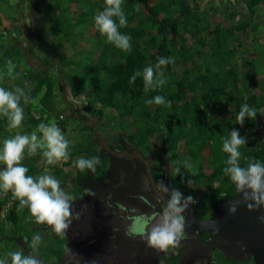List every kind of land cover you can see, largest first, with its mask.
Returning a JSON list of instances; mask_svg holds the SVG:
<instances>
[{
	"label": "trees",
	"instance_id": "obj_1",
	"mask_svg": "<svg viewBox=\"0 0 264 264\" xmlns=\"http://www.w3.org/2000/svg\"><path fill=\"white\" fill-rule=\"evenodd\" d=\"M29 5L33 8L35 4L30 2ZM73 5L79 8V14L73 13ZM260 6L264 7V0H245L250 15L248 19L234 20L239 11L237 6H230L228 19L234 21L215 24L204 8L200 5L197 7L194 1L157 0L152 4L147 0H122L121 7L127 24L118 30L131 37L130 49L116 48L98 32L95 49L87 52L85 59H76L64 42L68 38L73 40L78 26L93 22L94 15L103 10L104 0L45 2L38 11L42 17L39 29L28 35L27 48H23L14 38L4 41V33L0 30V73L7 71V59L13 61L16 65L14 72L18 73L13 77L0 76V87L14 90L19 86L36 100V103H32L31 99L22 97L25 118L21 123L33 131L37 130L39 123H50L54 117L67 138L70 127L81 131V138L70 143L69 159L64 163L73 164L75 172H65L60 164L47 165L38 149L40 158H43L42 164H37L39 157L36 154L26 156L21 162L28 169L26 175H39L47 167L61 187L65 184V177H73L76 186L74 193L89 190L98 197L109 195L118 201L128 199L134 205H139L141 210H148L150 207L145 201L151 204L154 201L153 197L149 199L143 195L142 179L144 176L149 178L145 162L139 156L115 154L107 150L100 143L93 123L91 128L86 123L89 117H93L112 149L140 151L144 157L153 147L152 139L160 138L164 132L170 153L167 161L176 171L180 170V175L171 172L172 185L175 188L183 186V190L189 192L193 199L200 200L201 206L212 211L219 202L234 197V183L224 173L228 154L222 151V142L229 137L230 131L237 128L242 136L247 137L246 144L240 146L241 166H246L253 158L264 161V139L257 133L259 119H264V77L259 79L255 61L246 56L248 50L243 52V59L249 71L241 72L237 67L238 48L244 44V33L251 30L258 36L260 26L264 25V22L259 23L255 19ZM210 9L214 13H226L224 7L215 2H212ZM23 27L24 24L15 25L10 35L14 31L22 34ZM191 35L193 42H190ZM30 56L36 57L39 65L32 64ZM160 56L173 59V63L161 66L166 82L146 92L142 70L146 65L154 66ZM176 57L184 65L181 70L174 68ZM133 73H137V78L130 82ZM25 81L32 86L25 85ZM67 86L73 100L81 104V107H77L72 101L59 100L66 102V109L70 107L68 110L72 112L73 123L68 121V115L64 112L66 109L62 110L56 99L57 96H66ZM155 95H162L170 104L146 105L145 100ZM243 103L257 109L258 113L251 119L245 118L243 125H240L236 115ZM107 126L115 132L123 131L133 148L127 149L126 143L118 140V134H111L110 129V132L103 131ZM10 130L6 120L0 118V138L26 131L23 126L12 129L13 133ZM37 135L40 136L38 130ZM197 145L205 146L204 150L208 151L209 171L203 161L204 151ZM182 146L186 158H181ZM81 156L99 158L95 172L87 169L81 171L75 167L74 160ZM148 160L154 179H161L163 168L159 165L153 167L150 158ZM185 160L192 162L191 170L181 167ZM216 181H219L217 187ZM4 194L13 200L7 211L3 210L7 203ZM17 204L11 191L0 193V222H8L13 234L25 231L28 239L22 240L25 246L22 252L36 253L44 264H57L64 256L65 236L56 235L55 244L50 246H44L45 241H40L38 247L33 249L31 237L36 232L42 237L43 232L25 228L21 220L28 210L25 207L18 211ZM21 238L24 239V235ZM13 240L17 251L18 242ZM10 245H6L5 249L8 250ZM0 246V249L3 248V245ZM2 253L0 256H3ZM180 255L168 264H181L178 261ZM217 259L218 264H254L251 253L241 259L220 251Z\"/></svg>",
	"mask_w": 264,
	"mask_h": 264
},
{
	"label": "clouds",
	"instance_id": "obj_2",
	"mask_svg": "<svg viewBox=\"0 0 264 264\" xmlns=\"http://www.w3.org/2000/svg\"><path fill=\"white\" fill-rule=\"evenodd\" d=\"M121 5L122 0H104V8L94 15L93 22L106 42L118 49L129 50L131 37L118 30L127 24V17ZM171 63H173L172 57L160 56L154 66L146 65L143 68L141 75L146 92L165 84L161 66ZM5 67L7 71L0 73V76L18 75L14 72L16 65L11 59L5 61ZM136 78L137 73H133L130 82H134ZM22 97L36 103L35 98L30 97L29 92L24 88L17 86L14 90H10L0 87V118L6 120V126L10 129L20 127L25 118L21 105ZM145 104L167 106L170 101L162 95H155L151 99H146ZM257 113V109L243 103L236 115L237 123L243 125L245 118L256 117ZM37 130L40 133L39 137ZM37 130L23 134L17 132L0 140V193L11 191L12 198L18 201V211L26 207L36 224L51 225L58 236H65L74 218L70 194L61 187L55 175L50 174L49 168H44L42 173L36 176L26 175L28 169L21 161L25 155H35L38 149L41 150L40 154L45 158L47 165L67 161L70 155V141L59 127L50 123H39ZM246 142L247 137L242 136L237 128H233L229 137L223 140L222 151L228 154L224 173L234 183L250 209L264 208V161L253 158L246 166H241L240 146ZM98 163L99 158L96 156L87 158L81 156L74 160L75 167L81 171L87 169L95 172ZM190 166L189 161L183 162L185 169ZM179 171L177 169L178 173ZM157 188L168 194L159 219L151 222L145 218L140 228H130V234L138 232L144 235L146 226L145 238L148 245L158 250H165L169 246L178 244L183 238L184 213L193 198L184 196L179 189L170 188L162 182ZM228 211L235 212L236 205H230ZM258 219L264 222V216ZM41 239L38 232L33 234L31 240L33 249L38 247ZM0 264H42V261L33 252L24 253L17 250L8 251L4 256H0Z\"/></svg>",
	"mask_w": 264,
	"mask_h": 264
},
{
	"label": "flooded vegetation",
	"instance_id": "obj_3",
	"mask_svg": "<svg viewBox=\"0 0 264 264\" xmlns=\"http://www.w3.org/2000/svg\"><path fill=\"white\" fill-rule=\"evenodd\" d=\"M28 33L29 31L26 32V34ZM68 113L71 115L72 112L68 111ZM92 118L93 117H89L87 121H91L94 125ZM261 126L260 129H257V133L264 139V123L261 124ZM91 127L92 126L89 128ZM99 131L102 133L101 130ZM111 134H118V140H123L119 132H115L111 129ZM129 144L131 145L128 140L125 145L126 148H133V145L128 147ZM132 153L135 152H128L126 155H132ZM145 158H150V161L155 160V163H152L153 167L156 166L157 168L160 163V168L164 170L163 177L159 180H155V185L151 183L147 176H144L142 179V189L145 191L143 195L149 199L153 197L152 200L154 204L145 201L150 208L147 207L148 210H141L139 205H134L133 202L128 199L118 201L114 200L109 195L106 197H98L89 192V190L81 191L77 196L71 198V208L74 218L69 228L66 230L67 237L64 256L57 264H61V262L71 255L72 257L66 264H168L175 256H179V254L181 255L178 261L181 264L219 263L217 255L222 251L219 250V248H196L197 246L195 247L194 244L188 243L189 241L199 240L207 242L215 239L209 235L208 231L201 232L194 228L185 227L184 236L181 239L183 242H179L174 246H169L165 250L153 248L143 240H130L141 236L138 232L130 234V228L135 227L138 229L141 227L145 218L148 221H152L153 218L157 219L160 216L166 199L159 193L161 190H158L157 185L162 182L170 188H173L171 172L173 171L175 174H179L176 169L171 167L170 163L167 161V157L164 162H157L155 156L150 153L146 154ZM218 184L219 181H216L215 187H217ZM201 186L204 187L203 184ZM75 188L76 186L74 189ZM176 188L179 189L184 196H191L190 193L183 190V187L179 186ZM166 195L168 197L167 193ZM196 205L199 209L196 208ZM191 211H195L199 217L205 219L209 218L212 213L209 208L201 206L200 200L197 201V199H192L184 213L185 223ZM146 232L145 226L144 234H146ZM123 235H126L127 239L123 237ZM231 256L242 259L248 257L249 253L245 250H241L238 255ZM42 264L44 263L42 262Z\"/></svg>",
	"mask_w": 264,
	"mask_h": 264
},
{
	"label": "crops",
	"instance_id": "obj_4",
	"mask_svg": "<svg viewBox=\"0 0 264 264\" xmlns=\"http://www.w3.org/2000/svg\"><path fill=\"white\" fill-rule=\"evenodd\" d=\"M23 0L20 1V3H22ZM149 3H155L157 2V0H155V2H151V0H147ZM190 2H195L196 3V6L199 7H203L204 10L206 11L207 14H209V18L210 20L217 24L219 22H223L225 21L226 23H229L231 22V20L233 19H228L229 16H228V11L230 9V6L232 7H235L237 6V10L239 11V13L235 16L234 20L236 21H241V20H246L249 18V12H248V9L245 7V0H223V4H222V0H189ZM33 3L34 0H25L24 1V9L21 7L22 9V13L20 14L19 12H11L9 15L7 14L8 18H5L6 17V14L3 13V18H4V22H1L0 21V30L2 29V32L4 33V36L2 35V39L4 41H7L9 40L10 38H14L15 41H18L19 44L21 45L22 43L21 42H27L26 39L28 37L29 34H32L34 31H29L28 34H26V31L25 29H27L26 27H30L28 24V19H27V15H28V11L30 10L29 9V3ZM212 2L214 3H218V5L220 4L221 7H224V9L226 10V13H222V12H213L210 8H211V4ZM26 3H28L26 5ZM34 4V3H33ZM199 4V5H198ZM72 9L74 10L73 13H77L75 12L76 10H78V13L79 14V8L75 7L74 5L72 6ZM264 7L263 6H260V9L258 11V13L256 14L255 16V19L258 20L259 23H263L264 22ZM35 12V11H34ZM36 13H38V11H36ZM0 14H2V12L0 11ZM25 14V15H24ZM262 14V17H260ZM39 15V14H38ZM26 17V18H25ZM40 19V18H39ZM233 20V21H234ZM34 21H37V20H34ZM40 22L38 24H36V27H37V31H38V26L39 24L41 23V19L39 20ZM21 24H24V27H23V32L22 34H18L17 32H12V34L10 35V28L14 27L15 25H21ZM8 25V27L6 26ZM6 27V28H5ZM34 27H32L33 29ZM4 29H8V30H4ZM8 31V32H7ZM99 31L95 28L94 26V22H92L91 24L87 25V26H78L77 29H76V34L73 38V40H65L64 44L67 45V47H69L70 49V53L74 54L75 52L72 51L73 47H70L71 44H78L77 45V48L80 47V46H83L85 44H90L93 48L92 50L94 51L95 49V45L98 41V33ZM21 35V36H19ZM5 36H7L5 38ZM257 38V39H260L261 41L264 42V33H262L260 31V33H258V36L251 32V30L247 31L246 33H244V44H243V49H246L244 48V46H249V48L253 49L252 51L248 49V51L250 52H253V51H257L256 55L254 57H249L250 59H258L259 55H260V52L257 50V48L253 47V41L254 39ZM251 40V41H250ZM89 41V42H88ZM194 39L192 38V35L190 36V42H193ZM29 45V44H28ZM241 50H242V46H240ZM91 49H86V48H83L81 49L80 53L81 54H78V57L77 58H80L83 54L89 52V51H92ZM76 54V53H75ZM249 55V54H248ZM246 55V56H248ZM251 55V54H250ZM253 55V53H252ZM259 79H262L263 77H261V73H259ZM25 111V110H24ZM23 128L26 129V131H24L23 133H31L32 131H29V127H27L25 124H23ZM25 125V126H24ZM39 152L37 151L36 152V156L39 157V160L37 161V164H42L41 162L43 161V158H40L39 156ZM27 155H25L26 157ZM24 160V159H23ZM22 160V161H23ZM21 161V162H22ZM68 161V160H67ZM67 161H63L61 163H58L60 165H63V170L67 173H70V172H75V168L73 167V164L72 165H64L65 162ZM75 175V173L73 174ZM64 186L63 188H65V190L70 194L71 198H73L75 195H74V187H75V181L73 179V177H65V181H64ZM73 192V193H72ZM2 221V219H1ZM21 222L25 225V228H29V229H37V230H41L42 232L44 231H48L50 228V232L51 234H53L55 236V232L52 230V226L51 225H46V224H36L35 223V220H34V217L31 216V214L29 212H27L24 217H22V220ZM22 235H26L25 234V231H21L20 233H16V234H13L12 233V228L10 227V224L8 222H0V245H3V248L0 249V252H4L2 253L3 256L8 252V251H16V246H15V243L13 242L15 239V241L18 242V250L19 251H23L22 249H25V246L22 244V240L25 241L27 240V238L25 237L24 239H22ZM57 235V234H56ZM67 237V232H66V235H65V238ZM55 239V242H56V238ZM43 240L45 241L46 243V240L45 238H43ZM42 241V240H41ZM3 243V244H1ZM9 248L8 250L5 249V246L6 245H9ZM52 244H55L54 242ZM2 247V246H0ZM36 255V253H35ZM38 257V256H37ZM53 258V257H51Z\"/></svg>",
	"mask_w": 264,
	"mask_h": 264
},
{
	"label": "water",
	"instance_id": "obj_5",
	"mask_svg": "<svg viewBox=\"0 0 264 264\" xmlns=\"http://www.w3.org/2000/svg\"><path fill=\"white\" fill-rule=\"evenodd\" d=\"M94 119V127L97 130L96 119ZM98 131V130H97ZM102 138V144L111 152L126 154L125 151L112 150L103 135L98 132ZM131 156L141 157L146 165L150 178L153 180V174L149 161L143 156L142 152L137 151L132 153ZM236 194L231 199H225L219 202L212 210L211 216L207 219L199 217L195 211H191L188 216L195 218L199 226L186 225L185 227L194 228L199 231H208L209 235L215 239L210 241H189L188 243H199L202 247H217L226 254L238 255L241 250H245L251 253L254 258V264H264V222H261L258 217L264 216V208H252L247 206V203L243 200L241 193L236 189ZM166 200L167 195L164 191L159 192ZM235 204L236 211L229 212V206ZM187 219L189 220V217ZM155 221L154 218L151 222ZM147 230V227H146ZM124 236V235H123ZM146 234L136 238L130 239L131 241L143 240L147 242L145 238ZM180 242H183L180 240ZM72 255L65 259L61 264H66Z\"/></svg>",
	"mask_w": 264,
	"mask_h": 264
},
{
	"label": "rangeland",
	"instance_id": "obj_6",
	"mask_svg": "<svg viewBox=\"0 0 264 264\" xmlns=\"http://www.w3.org/2000/svg\"><path fill=\"white\" fill-rule=\"evenodd\" d=\"M20 1L21 0H0V11L2 12V14H0V20H1V22H4V18L2 17L3 16V13H5L6 15L8 14H10L11 12H19L20 14L22 13V9H21V7L24 9L25 7H24V1L25 0H23L22 1V3H20ZM49 2V1H52V0H34V7L33 8H30V5L28 4V3H26V5L28 4L29 5V11H28V15H27V19H28V22H29V26L30 27H26L27 29H25V31L27 32V31H34L33 33H36L37 32V27H36V24H38L40 21V19L42 18L40 15H38V13H36V11H39L44 5H45V2ZM219 1V0H218ZM151 2H155V0H151ZM76 7V6H75ZM264 10V9H263ZM35 11V12H34ZM75 12H77L78 13V10H76ZM25 15V14H24ZM77 15V14H76ZM260 17H262V14H261V16ZM26 18V17H25ZM40 18V19H39ZM34 20H37V21H34ZM36 23V24H35ZM7 27H8V25H6ZM39 26H40V24H39ZM39 26H38V29H39ZM32 27H34L33 29H32ZM11 29V28H10ZM4 30H8V29H4ZM260 31L262 32V33H264V25L263 26H260V29L258 30V33H260ZM1 32H2V29H1ZM8 32V31H7ZM19 36H21V35H19ZM7 36H5V38H6ZM22 37V36H21ZM4 39V38H3ZM251 41V40H250ZM89 42V41H88ZM22 44H21V46L23 47V48H27L28 47V44H29V42H21ZM77 45L78 44H71L70 45V47H73V49H72V51H74L75 53H74V57L76 58V59H78L77 57H78V54H81L80 53V51H81V49H83V48H86V49H91L92 50V46L88 43V44H85V45H83V46H80V47H78L77 48ZM253 47H255V48H257V50L260 52V55H259V57H258V59H254V61H255V65H256V71L258 72V73H261V77H264V42L263 41H261L260 39H257L256 41H253ZM59 48V50H61L60 49V47H58ZM244 48H246V49H243V45H242V50H241V48L239 47L238 49H240V53H239V58L237 59V67L240 69V71L241 72H248L249 71V69H248V67H247V65L245 64V62H244V51L245 50H248L247 48H249V46L247 45V46H244ZM249 50H253V49H251V48H249ZM249 52L248 54V56L249 57H254L255 55H256V53H257V51H253V52ZM252 53H253V55H252ZM251 54V55H250ZM87 55H88V53H85V54H83L80 58H83V59H85L86 57H87ZM241 55V56H240ZM247 55V54H246ZM82 59V60H83ZM30 61H31V63L32 64H34V65H39V61H38V59L36 58V57H34V56H30ZM183 64H182V62H181V60H180V58L179 57H176V59H175V62H174V68H176V69H178V70H181L182 68H183ZM260 78V77H259ZM9 83H12V85H13V82L12 81H9ZM27 86H32V84H27ZM90 93H91V91H89ZM65 95L66 96H57V105L62 109V110H64V109H66V102L65 101H61V102H59V100L61 99H65L66 101H72V102H74L75 104H76V106L77 107H79V106H81V104H80V102L79 101H76V100H73V97L71 96V93H70V89H69V87L67 86L66 87V90H65ZM84 100H85V97L83 98ZM84 104H86V101H84ZM68 107V106H67ZM71 107H73V105H71ZM70 108V107H69ZM68 108V109H69ZM100 108H102V107H99V109ZM68 109H66L64 112H66V114L68 115V121L71 123L72 122V118H71V116H69L70 114L68 113ZM106 111H107V113L109 112V110L108 109H106ZM258 118H260V116H258ZM127 119H129V121H130V118H127ZM118 120H120V119H118ZM259 121H260V125L261 124H263L264 123V119H262V118H260L259 119ZM98 122V121H97ZM73 123V122H72ZM79 123V122H78ZM87 123V125L90 127V126H92V122L91 121H87L86 122ZM50 124H53V125H55V126H57L58 127V121H56L55 119H54V117H52L51 118V121H50ZM21 126H23L22 125V123H21ZM83 126V125H82ZM110 127H111V125H109ZM262 127V126H261ZM18 128H15L14 130H17ZM110 128L107 126L106 128H104L103 129V131H108ZM111 130V129H110ZM12 133H13V130L11 129L10 130ZM108 132H110V131H108ZM120 134H121V139H123L121 142H128V138H127V135L123 132V131H121V130H119L118 131ZM81 131L80 130H77L75 127H70L68 130H67V135H68V139H69V141H70V143H73V142H76L78 139H80L81 138ZM12 135V134H11ZM10 135V136H11ZM13 135H14V133H13ZM164 132L161 134V137L160 138H155V139H152V146L153 147H151L150 148V150H148L149 152H150V154H153L154 156H155V159H156V161L157 162H161V161H163L164 162V160H165V158L167 157V159H168V157L170 156V153H169V150H168V146H167V143H166V141L164 140ZM7 137H9V136H7ZM107 138H108V136H107ZM3 138H0V140H2ZM95 141H96V138H93ZM115 142V141H114ZM117 143V142H116ZM115 143V144H116ZM201 145V144H200ZM200 145H197V147L199 148V149H201L202 151H204V158H203V161H204V164L206 165V167H207V170L209 171L210 170V167L208 166V162H209V159H208V151H206V150H204L205 149V146L204 147H202V146H200ZM202 147V148H201ZM185 150V148H184V146H182V150H181V158H186L187 157V154H186V152L184 151ZM37 151H39V150H37ZM159 151H160V153H159ZM151 163H155V160H152L151 161ZM189 163H190V165H192V162H190L189 161ZM159 165H160V163H159ZM182 168H183V166H181ZM190 168V170L192 169V167L190 166L189 167ZM188 168V169H189ZM179 175H180V173H179ZM181 176H183V175H181ZM181 187H183V186H181ZM189 193V192H188ZM75 195H78V192L76 193V191H75ZM198 201V200H197ZM199 205V204H198ZM200 206V205H199ZM196 208H198L199 209V207L196 205ZM49 230L48 231H44L43 232V234H42V237L43 238H45V240H46V243H45V245L44 246H50V245H52V243L54 242L55 243V239L54 238H56V234H55V236L53 235V234H51V232H50V228H48ZM27 238L28 239V237H27V235H24V238ZM43 238H42V241H43ZM31 240H32V237H31ZM31 240H30V242H31ZM26 241V240H25ZM29 241V240H28ZM41 241V242H42ZM40 242V243H41ZM1 244H3V243H1Z\"/></svg>",
	"mask_w": 264,
	"mask_h": 264
},
{
	"label": "bare ground",
	"instance_id": "obj_7",
	"mask_svg": "<svg viewBox=\"0 0 264 264\" xmlns=\"http://www.w3.org/2000/svg\"><path fill=\"white\" fill-rule=\"evenodd\" d=\"M96 119V118H95ZM92 120L94 121V119L92 118ZM261 128V125H260V123H259V125H258V129H260ZM97 130H98V128H97ZM96 129H95V131H96V133H101L99 130L97 131ZM102 134V133H101ZM99 135V134H98ZM103 135V134H102ZM99 137H100V135H99ZM104 137V136H103ZM101 138V137H100ZM105 139V138H104ZM105 141L107 142V140L105 139ZM101 143H102V138H101ZM108 144V143H107ZM103 145V144H102ZM104 146V145H103ZM108 146L110 147V145L108 144ZM105 147V146H104ZM111 148V147H110ZM112 149V148H111ZM112 150H115V149H112ZM115 151H120L121 152V150H115ZM125 152H127V151H125ZM114 153V152H113ZM128 153V152H127ZM115 154H119V153H115ZM144 156V155H143ZM141 158V157H140ZM147 159V158H146ZM148 160V159H147ZM144 161V160H143ZM149 161V160H148ZM145 162V161H144ZM146 164V163H145ZM149 164H150V162H149ZM147 166V165H146ZM150 167H151V165H150ZM151 171H152V169H151ZM147 173H148V171H147ZM148 176H149V179H150V181H151V183L152 184H154L155 185V179H154V177H153V180L150 178V175H149V173H148ZM153 176V175H152ZM1 211V210H0ZM189 217V220L188 219H186V225H196V226H199V224L200 223H197L196 221H195V218L194 217H192V216H188ZM159 218H154V220L155 221H153V222H156L157 220H158ZM121 232H123V231H121ZM123 237H127L126 235L125 236H123ZM127 239V238H126ZM194 245H195V247L196 248H198V247H202L203 246V244H201L200 246H199V243L198 242H195L194 243ZM253 256V255H252Z\"/></svg>",
	"mask_w": 264,
	"mask_h": 264
},
{
	"label": "built area",
	"instance_id": "obj_8",
	"mask_svg": "<svg viewBox=\"0 0 264 264\" xmlns=\"http://www.w3.org/2000/svg\"><path fill=\"white\" fill-rule=\"evenodd\" d=\"M4 196L7 198V200H6L7 203L4 204L3 210L4 211H7V210H9L11 208V205H12L13 200L11 198H8L7 194H4Z\"/></svg>",
	"mask_w": 264,
	"mask_h": 264
}]
</instances>
